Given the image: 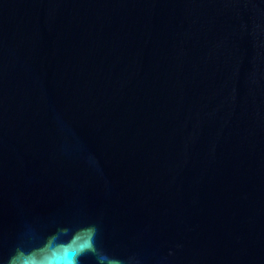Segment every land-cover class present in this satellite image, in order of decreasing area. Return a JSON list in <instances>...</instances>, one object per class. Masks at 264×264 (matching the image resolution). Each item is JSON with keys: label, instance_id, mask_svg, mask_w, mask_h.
I'll list each match as a JSON object with an SVG mask.
<instances>
[{"label": "water", "instance_id": "95a60500", "mask_svg": "<svg viewBox=\"0 0 264 264\" xmlns=\"http://www.w3.org/2000/svg\"><path fill=\"white\" fill-rule=\"evenodd\" d=\"M0 264H264V0H0Z\"/></svg>", "mask_w": 264, "mask_h": 264}]
</instances>
